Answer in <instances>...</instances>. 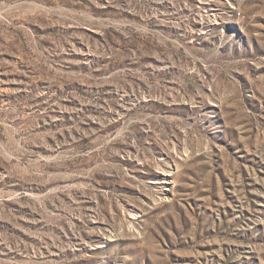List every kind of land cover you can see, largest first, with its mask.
<instances>
[{
	"label": "rangeland",
	"instance_id": "rangeland-1",
	"mask_svg": "<svg viewBox=\"0 0 264 264\" xmlns=\"http://www.w3.org/2000/svg\"><path fill=\"white\" fill-rule=\"evenodd\" d=\"M0 264H264V0H0Z\"/></svg>",
	"mask_w": 264,
	"mask_h": 264
}]
</instances>
